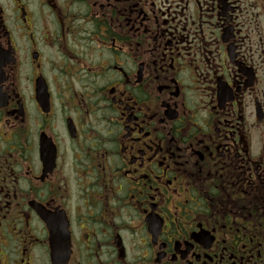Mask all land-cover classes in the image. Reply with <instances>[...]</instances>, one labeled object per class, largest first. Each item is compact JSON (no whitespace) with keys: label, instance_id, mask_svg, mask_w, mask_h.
Masks as SVG:
<instances>
[{"label":"flooded vegetation","instance_id":"flooded-vegetation-1","mask_svg":"<svg viewBox=\"0 0 264 264\" xmlns=\"http://www.w3.org/2000/svg\"><path fill=\"white\" fill-rule=\"evenodd\" d=\"M0 264H264V0H0Z\"/></svg>","mask_w":264,"mask_h":264}]
</instances>
